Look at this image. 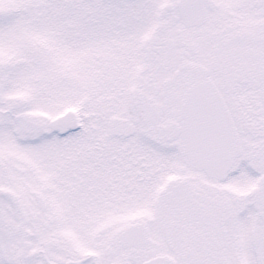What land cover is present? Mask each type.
<instances>
[{
	"label": "snow or ice",
	"instance_id": "snow-or-ice-1",
	"mask_svg": "<svg viewBox=\"0 0 264 264\" xmlns=\"http://www.w3.org/2000/svg\"><path fill=\"white\" fill-rule=\"evenodd\" d=\"M0 264H264V0H0Z\"/></svg>",
	"mask_w": 264,
	"mask_h": 264
}]
</instances>
